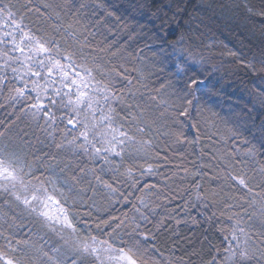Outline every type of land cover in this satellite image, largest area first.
Masks as SVG:
<instances>
[{
    "label": "snow or ice",
    "instance_id": "obj_1",
    "mask_svg": "<svg viewBox=\"0 0 264 264\" xmlns=\"http://www.w3.org/2000/svg\"><path fill=\"white\" fill-rule=\"evenodd\" d=\"M91 7L104 23L127 27L104 0ZM236 7L264 17V0L259 11L249 0ZM175 8L182 11L179 3ZM53 11L46 0H0V107L18 111L25 124L14 135L7 127L0 131V264H162L163 252L153 243L165 227L164 219H157L162 207L157 201L165 190L173 191L169 180L177 172L161 171L172 162L156 150L154 137L187 141L177 116L188 117L189 111L163 96L150 97L151 103L137 100L127 69L113 63L112 44L92 47L89 37L94 40L96 33L87 24L77 20L76 27L57 26L50 33L42 23H25L33 16L51 19ZM170 55L177 76L193 70L186 55L175 48ZM245 67L264 84V52ZM200 84L190 78L187 91ZM255 99L264 108V86ZM259 132L254 137L259 148L244 140L243 148L217 157L231 191L204 198L234 199L232 193H238L252 209L245 212L248 220L264 229V124ZM196 167L193 177L205 175ZM183 171L188 173L186 167ZM200 187L195 184L197 199ZM135 193L140 195L133 201ZM120 204L131 207L120 211ZM228 218L235 223L220 244L209 242L210 259L201 264H264V231L254 239L253 224L241 226L238 214Z\"/></svg>",
    "mask_w": 264,
    "mask_h": 264
},
{
    "label": "trees",
    "instance_id": "obj_2",
    "mask_svg": "<svg viewBox=\"0 0 264 264\" xmlns=\"http://www.w3.org/2000/svg\"><path fill=\"white\" fill-rule=\"evenodd\" d=\"M46 2L55 8L51 19L44 17L38 21L33 16L25 23H42L50 33L57 26L66 28L72 24L76 27L77 20L82 25L87 24L88 30L96 33L94 40L89 37L92 47L100 42H103L101 46L112 44L110 50L117 53L113 63L123 64L127 69L126 75L132 82L131 90L137 100L151 103L150 97L163 96L170 103L179 105L181 110L187 108L189 111L188 117L177 116L187 141L174 144L172 140L165 142L164 138L154 137V142L159 145L156 150L162 156L166 153L172 162L161 171L169 176L173 171L177 172L169 180L173 191L165 190L161 200L157 201L162 205L156 209L160 214L157 219L162 217L165 227L153 243L163 252V256L158 257L162 264L167 261L179 264L181 259L183 264H201L202 258L210 259L209 242L220 244L235 223L229 216L238 214L242 218L241 226L253 224L250 231L256 239V233L264 229L260 228L259 221L248 220L245 212L251 213L252 209L240 200L238 193H232L234 199L211 196L205 199L204 194L221 189L231 191L224 179L223 161L217 157L231 155L233 147L243 148L244 140L259 148L254 137L259 136V128L264 124V108L256 102L255 94L264 84L259 74L245 67V62L259 58L264 52V17L250 16L243 7L237 8L243 0H104L112 6L110 10L125 18L127 27H124L104 23L99 14L92 15L94 0ZM177 3L182 9L178 13ZM249 3L256 5V11L260 10L261 0H249ZM82 4L89 7L81 8ZM174 48L178 54L186 55L192 65L193 70L182 77L177 76L172 67L175 57L170 54ZM230 52L236 55H229ZM199 60L207 62L198 67ZM190 78L201 81L192 92L187 91ZM188 100L192 101L191 105ZM18 115V111L8 106L0 107V131L7 127L11 129L9 135H14L24 128ZM233 133L237 135L232 136ZM36 135L43 139L39 131ZM195 137L199 139L191 143ZM33 143L37 148L42 147L34 137ZM192 161L196 162L195 166ZM176 164L182 167L176 169ZM196 166H201L200 171L205 175L193 177L191 174L196 172ZM184 167L188 169L187 174ZM186 175V179H181ZM196 183L201 186L200 199L196 197ZM136 195L140 193L131 197L133 201ZM116 207L127 211L131 205ZM115 214L119 215V212Z\"/></svg>",
    "mask_w": 264,
    "mask_h": 264
},
{
    "label": "rangeland",
    "instance_id": "obj_3",
    "mask_svg": "<svg viewBox=\"0 0 264 264\" xmlns=\"http://www.w3.org/2000/svg\"><path fill=\"white\" fill-rule=\"evenodd\" d=\"M204 61V62H203ZM207 61L206 60H199L198 62H197V64H198V67H200V66H202L204 63H206Z\"/></svg>",
    "mask_w": 264,
    "mask_h": 264
}]
</instances>
